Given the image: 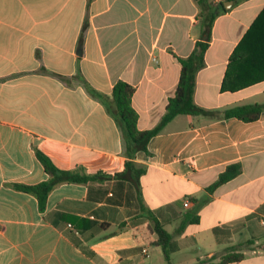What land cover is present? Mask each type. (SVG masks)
<instances>
[{
	"label": "crops",
	"instance_id": "0c3cea01",
	"mask_svg": "<svg viewBox=\"0 0 264 264\" xmlns=\"http://www.w3.org/2000/svg\"><path fill=\"white\" fill-rule=\"evenodd\" d=\"M221 1L194 100L260 105V116L181 114L130 159L114 86L135 87L139 129L159 124L179 57L207 39L199 0H0V264H166L147 210L173 233L172 264L213 252L214 264H264V0H208ZM37 149L102 177L57 186L43 211L14 187L48 178ZM235 163L241 172L208 190ZM195 209L200 221L177 233ZM229 252L244 256L223 263Z\"/></svg>",
	"mask_w": 264,
	"mask_h": 264
},
{
	"label": "trees",
	"instance_id": "16d2710c",
	"mask_svg": "<svg viewBox=\"0 0 264 264\" xmlns=\"http://www.w3.org/2000/svg\"><path fill=\"white\" fill-rule=\"evenodd\" d=\"M240 1V0H236ZM201 11V27L203 32L207 34V39L199 40L193 52L188 57H179L181 62V75L177 85L175 94L169 98L166 113L158 125L151 129L141 130L138 127L139 114L133 107L132 98L135 92V87L123 80L116 83L113 89L114 98V115L119 121L123 134L127 143V156L132 159L137 152L147 151L150 140L156 135L160 134L164 127L171 122L176 116L181 114L203 116L211 119L239 117L246 120L257 119L263 107L255 104H246L235 106L225 110L207 109L196 104L194 100V93L196 88V77L198 71L204 66L205 51L209 46L208 40L211 37L212 25L215 19L225 13L228 9L225 2L221 1L218 4L208 2V0H199ZM37 156L43 164L48 178L36 184H14L18 190L34 195L38 201L41 210H45L47 201L51 192L59 185L64 183H78L86 184L90 181L102 177V173L90 174L81 170L62 169L59 168L53 160L41 150H36ZM131 160L126 161V169H131L133 166ZM145 170L140 169L137 177ZM241 172V165L238 163L229 165L226 170L220 174L218 180L208 187V190H214L219 185L233 179ZM126 175V172L121 173ZM147 216L150 220L148 230L152 233H157L158 238L154 244L161 246L166 259V264L171 263L169 246L173 238V233L169 232L159 220V218L151 210H147ZM200 221V214L198 209L188 211L181 220L177 233H182L187 225L198 223ZM217 253L207 254L209 261L204 264H214V259ZM243 253L229 252L222 258V262L239 261L243 258Z\"/></svg>",
	"mask_w": 264,
	"mask_h": 264
},
{
	"label": "water",
	"instance_id": "95a60500",
	"mask_svg": "<svg viewBox=\"0 0 264 264\" xmlns=\"http://www.w3.org/2000/svg\"><path fill=\"white\" fill-rule=\"evenodd\" d=\"M230 2L233 3V1H230ZM225 6H226V8H229V5L227 3H225Z\"/></svg>",
	"mask_w": 264,
	"mask_h": 264
},
{
	"label": "built area",
	"instance_id": "2783aa9c",
	"mask_svg": "<svg viewBox=\"0 0 264 264\" xmlns=\"http://www.w3.org/2000/svg\"><path fill=\"white\" fill-rule=\"evenodd\" d=\"M144 253H147V249H144Z\"/></svg>",
	"mask_w": 264,
	"mask_h": 264
}]
</instances>
